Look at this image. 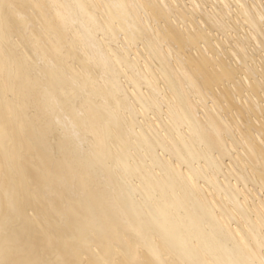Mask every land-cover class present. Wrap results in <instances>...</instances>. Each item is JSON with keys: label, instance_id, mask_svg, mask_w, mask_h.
<instances>
[{"label": "bare ground", "instance_id": "1", "mask_svg": "<svg viewBox=\"0 0 264 264\" xmlns=\"http://www.w3.org/2000/svg\"><path fill=\"white\" fill-rule=\"evenodd\" d=\"M0 264H264V0H0Z\"/></svg>", "mask_w": 264, "mask_h": 264}]
</instances>
